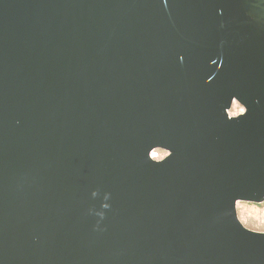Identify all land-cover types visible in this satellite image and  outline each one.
Wrapping results in <instances>:
<instances>
[{"label": "water", "instance_id": "obj_1", "mask_svg": "<svg viewBox=\"0 0 264 264\" xmlns=\"http://www.w3.org/2000/svg\"><path fill=\"white\" fill-rule=\"evenodd\" d=\"M239 201L264 0H0V264H264Z\"/></svg>", "mask_w": 264, "mask_h": 264}, {"label": "rangeland", "instance_id": "obj_2", "mask_svg": "<svg viewBox=\"0 0 264 264\" xmlns=\"http://www.w3.org/2000/svg\"><path fill=\"white\" fill-rule=\"evenodd\" d=\"M241 109L239 104H234L231 112L239 113ZM153 155L154 158L160 159L165 155V152L157 150ZM236 211L239 220L245 227L253 231L264 232V201L261 203L239 201Z\"/></svg>", "mask_w": 264, "mask_h": 264}, {"label": "built area", "instance_id": "obj_3", "mask_svg": "<svg viewBox=\"0 0 264 264\" xmlns=\"http://www.w3.org/2000/svg\"><path fill=\"white\" fill-rule=\"evenodd\" d=\"M240 111H241V110H240ZM230 114H231V115H235V114H237V113H232V112L230 111Z\"/></svg>", "mask_w": 264, "mask_h": 264}, {"label": "snow or ice", "instance_id": "obj_4", "mask_svg": "<svg viewBox=\"0 0 264 264\" xmlns=\"http://www.w3.org/2000/svg\"><path fill=\"white\" fill-rule=\"evenodd\" d=\"M244 111V109H241V112H243Z\"/></svg>", "mask_w": 264, "mask_h": 264}]
</instances>
